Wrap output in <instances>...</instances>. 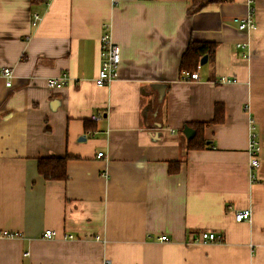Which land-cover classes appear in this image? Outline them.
<instances>
[{
    "label": "crops",
    "instance_id": "0c3cea01",
    "mask_svg": "<svg viewBox=\"0 0 264 264\" xmlns=\"http://www.w3.org/2000/svg\"><path fill=\"white\" fill-rule=\"evenodd\" d=\"M189 6L0 0V71L11 69L9 86L0 73V231L18 235L0 237V264H264V0H222L191 15ZM248 14L256 29L241 31ZM107 33L118 75L98 86ZM189 40L216 47L199 78L183 81ZM62 76L63 86H47ZM218 103L222 119L204 127L205 146L187 150L184 124L209 121ZM48 156L67 157L65 180L37 172ZM244 208L250 220L236 222ZM45 229L74 238L46 239ZM203 231L222 240L193 242Z\"/></svg>",
    "mask_w": 264,
    "mask_h": 264
},
{
    "label": "built area",
    "instance_id": "2783aa9c",
    "mask_svg": "<svg viewBox=\"0 0 264 264\" xmlns=\"http://www.w3.org/2000/svg\"><path fill=\"white\" fill-rule=\"evenodd\" d=\"M114 2H117L119 0H113ZM40 19V15L36 12H33L31 15V23L32 25H35L38 20ZM238 29L241 31L250 32L256 29V23L252 20L251 14H248L246 17H243L241 21L238 23ZM101 54L103 57V61L101 64V67L98 70L97 77L94 80V83L98 86H102L105 84H108L111 80L115 79L118 75V67L120 63V54H119V47L116 43L112 41L111 35L109 33L104 34L101 36ZM245 44L237 43V47H244ZM245 57V55L243 54ZM201 67L200 64L197 65L196 70L188 73V72H181L180 73V79L183 81L188 80H197L199 78L198 75V69ZM1 75L5 78V84L9 86L11 84V69L9 67H2L0 71ZM66 81V77L62 76L60 79H50L47 81L48 87H60L63 86ZM234 81L231 79H223L222 82H230ZM101 117L100 113H94L91 116L92 120H98ZM249 127V136H248V145H247V152L249 155V166L251 169V172L254 168L258 166V151H259V145L258 141L256 139V133H255V126L253 124V121L250 120L248 123ZM103 156L102 151H98L96 154L97 158H100ZM253 177V172L250 173ZM234 220L236 222L241 221H247L251 218V210L244 208V209H238L234 212ZM18 236L16 233H12L6 230L0 231V237H6V238H14ZM41 236L46 239H73L74 236L72 234L68 233H62L61 235H58L55 233V231L51 229H45ZM95 239H99L98 236H96ZM159 241H166L168 238L165 235H160L157 237ZM222 240V236L219 234H215L210 231H203L199 233L198 236H196L193 239V242H220ZM108 260H104V264H108Z\"/></svg>",
    "mask_w": 264,
    "mask_h": 264
},
{
    "label": "trees",
    "instance_id": "16d2710c",
    "mask_svg": "<svg viewBox=\"0 0 264 264\" xmlns=\"http://www.w3.org/2000/svg\"><path fill=\"white\" fill-rule=\"evenodd\" d=\"M35 1V0H31ZM222 0H190V6L187 9V14L191 15L202 10L207 4L220 2ZM216 43L212 42H196L189 40L185 51L183 52L179 61V73L188 72L191 73L196 70L199 64L200 58L203 55H207L208 61L213 59ZM219 103L215 105V113L212 119L209 121L199 122H186L187 125L194 129L195 133L191 138L186 139V149H201L205 146V140L203 138V129L207 125L221 121L222 118L217 117V111L219 112ZM66 156H48L37 158V172L47 180H65L66 174ZM174 164H180V160L175 162H169V166Z\"/></svg>",
    "mask_w": 264,
    "mask_h": 264
},
{
    "label": "water",
    "instance_id": "95a60500",
    "mask_svg": "<svg viewBox=\"0 0 264 264\" xmlns=\"http://www.w3.org/2000/svg\"><path fill=\"white\" fill-rule=\"evenodd\" d=\"M206 61H207V55H203L200 58L199 64L203 65ZM182 131H183V134L186 137V139L191 138L195 133L194 129H192L191 127H189L187 125H184Z\"/></svg>",
    "mask_w": 264,
    "mask_h": 264
}]
</instances>
